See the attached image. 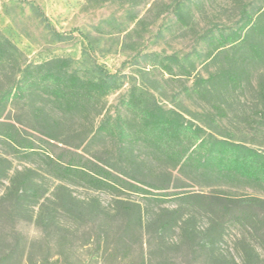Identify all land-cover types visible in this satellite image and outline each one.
Listing matches in <instances>:
<instances>
[{"label": "trees", "instance_id": "obj_1", "mask_svg": "<svg viewBox=\"0 0 264 264\" xmlns=\"http://www.w3.org/2000/svg\"><path fill=\"white\" fill-rule=\"evenodd\" d=\"M106 1L85 0L88 6ZM185 2L176 0L174 14L187 26L192 13ZM30 8L52 40L74 39L57 32L39 7L31 4ZM206 42L219 68L207 78L197 77L191 87L182 86L176 95L208 102L216 114H222V101L248 81V66L264 62V8L257 14L245 10L237 29L219 31ZM137 60L140 83L133 84L127 99L121 101L125 113L106 115L107 99L123 86L124 76L109 72L86 53L81 61L57 57L27 63L20 49L0 32V143L17 159H40L62 183L47 197L35 180V170L17 171L9 178L10 161L0 155V186L3 180L9 181L0 198L1 213L14 219L15 214L32 212L30 219L45 232L44 239L28 240L14 230L9 239L0 217V264H102L107 259L134 264L133 249L140 251L136 264H154L151 251L163 253L168 238L173 240L177 233L180 239L174 245L207 253L211 260L230 227L258 237V245L264 246L263 199L182 192L183 184L172 173L159 176L146 167L148 162L162 164L208 187L264 190V150L225 132L215 115L198 124L182 106L166 108L158 101L162 88L156 75L189 80L196 71L194 61L157 53L140 54ZM14 102L30 104L26 126L6 119V109ZM67 122L84 126L76 132L77 144L64 139L71 132ZM105 140L115 147L119 161L92 153L91 147ZM65 184L105 192L112 203L106 207L96 199L79 200ZM167 200L176 202V208L163 207ZM34 207H38L36 214ZM60 212L72 224L97 229L96 236L88 234L81 248L87 249L86 261L72 262L51 252L35 260V246L43 241L67 248L70 236L62 234ZM195 213L206 219L204 226L196 225ZM50 230L55 233L48 234ZM242 244L245 263L253 264L255 250L245 240ZM158 264L175 262L166 259Z\"/></svg>", "mask_w": 264, "mask_h": 264}, {"label": "rangeland", "instance_id": "obj_2", "mask_svg": "<svg viewBox=\"0 0 264 264\" xmlns=\"http://www.w3.org/2000/svg\"><path fill=\"white\" fill-rule=\"evenodd\" d=\"M175 2L176 0H108L97 6H88L85 0H0V32L20 49L27 63H38L57 57L81 61L86 53L109 72L124 76L123 86L107 99L105 114L112 116L125 113L121 101L127 99L133 84L140 83L137 60L140 54L157 53L176 55L179 58L188 57L196 64V71L189 80L182 78L178 82L169 79L168 76L156 75L162 88V93L156 95L158 101L166 108L182 106L188 115L199 120L198 124H203L211 115H215L225 132L264 150V93L261 90L264 88V62L248 66L250 71L248 81L241 89L228 94L222 101L224 110L222 114H216L208 102L197 98L188 99L182 94L178 97L176 95L182 86L191 87L197 77L207 78L219 68V60L210 56L211 46L206 42V38L213 34L217 35L219 31L229 33L237 29L242 23L243 12L246 10L251 14H257L264 8V0H187L185 3L191 8L192 13L187 26L177 21L174 14ZM31 4L40 8L57 32L73 36L74 39L67 43L52 40L45 25L31 10ZM5 116L8 121L26 126L30 119V104L23 102L9 104ZM188 118L191 119L189 116ZM101 119L102 117L95 120V126L99 125ZM83 127L79 123L67 122L66 128L71 132L64 139L77 144L79 140L76 132L83 130ZM91 148L92 153H97L105 160L119 161L115 147L108 140L97 141ZM54 151L60 152L58 149ZM7 152L6 146L0 143V155L11 164L9 178L17 171L33 169L36 171L35 180L46 191L47 197L62 184L48 173L40 159H17ZM126 164L128 165L127 162ZM146 167L159 176L172 173L173 179L176 178L183 184L179 189L182 192L222 197L249 196L264 200V190L208 187L199 181H191L177 170L162 164L148 162ZM1 184L0 198L3 197L9 181L3 180ZM65 185L79 200L96 199L106 207L112 203L113 198L105 192L83 186ZM123 197L139 200L138 197L129 194ZM48 205L54 207L52 203ZM161 205L168 208L177 206L172 200L164 201ZM33 209L36 214L38 207ZM1 212L5 234L9 239L14 230L28 240L44 239L45 232L43 233L30 219L32 212L15 214L14 219H10L11 215H4ZM195 217L196 225L204 226L206 219L198 213H195ZM58 218L62 225L61 229L65 231V233L62 231V234L70 236L67 248H62L63 245H50L47 240L43 241L42 244L35 246V260L51 252L62 254V258H68L72 262L78 259L86 261L87 249L81 248L88 234L96 236L97 229L83 224H72L61 212L58 213ZM54 233L53 230L48 232ZM179 239L178 233L173 240L169 237L161 254L153 249L150 255L153 263L158 264L163 260L172 259L175 264H216L217 260L225 264H246L243 251L246 246L242 244L245 240L257 254L253 264H264V246L258 245V237L244 233L236 227L226 229L223 242L215 249V259L211 260L206 258L207 253L174 245ZM129 240L131 243L135 241L134 238ZM133 250L136 252L132 263L136 264L140 251ZM102 264L120 263L107 259Z\"/></svg>", "mask_w": 264, "mask_h": 264}]
</instances>
